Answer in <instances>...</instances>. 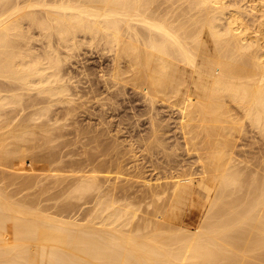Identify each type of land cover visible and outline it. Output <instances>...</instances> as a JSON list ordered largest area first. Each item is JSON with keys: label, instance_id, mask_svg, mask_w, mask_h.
<instances>
[{"label": "bare ground", "instance_id": "bare-ground-1", "mask_svg": "<svg viewBox=\"0 0 264 264\" xmlns=\"http://www.w3.org/2000/svg\"><path fill=\"white\" fill-rule=\"evenodd\" d=\"M130 91L169 181L79 119ZM234 130L264 137V0H0V264H264V178Z\"/></svg>", "mask_w": 264, "mask_h": 264}, {"label": "rangeland", "instance_id": "rangeland-1", "mask_svg": "<svg viewBox=\"0 0 264 264\" xmlns=\"http://www.w3.org/2000/svg\"><path fill=\"white\" fill-rule=\"evenodd\" d=\"M82 49H85V50L89 51V53H91L88 56L89 63L97 65L99 62L100 54L96 53V51L94 49V45L91 46L89 43H83L79 50H82ZM90 50H91V52H90ZM97 54H99V55H97ZM127 97H128L127 99H129V97H133V99H135V100H133V103H131L129 100H126V98H124V99L121 98L119 103L116 106L114 105V109H109V111L111 110L110 113L107 109L105 110L106 123L104 126L99 124V121L97 118L95 119V117H93V119L92 118L90 119V117H88V115H85L84 113L80 114L79 119L83 123V125H86V126L90 125L92 131H94L96 134L99 133V135H101V137H104L103 141H104V144H106V145H108V143L112 142L114 139H121L117 142L118 143L123 142V143H125L124 145L127 147L128 146L130 147L131 144H133L135 151L137 149V151L135 153L139 154L138 155L139 164H141L142 166L145 165V169H144L145 176H146V178H148V180L152 179V181H151L152 184L169 181L165 178H163L160 181L157 180L158 177L163 176V169L156 170L154 167H152V165L150 163V158L147 157L148 156L147 152H144L145 151L144 148L142 149L141 145L138 142L139 136L144 134L145 133L144 130H147V128L149 127V124H147L144 117H142V118L140 117L144 114V112H145L144 108L145 107H144V105L142 106V102L140 103V101L138 100V96H136L133 91H130V94ZM136 115H137V117L135 118ZM133 118H135V119H133ZM118 120H119V122H118ZM170 122L173 123L170 126V129L173 130L171 132V134H174V131H175L174 119L171 120ZM130 123H131V125H129ZM249 123L250 122L246 123L248 128L250 127L248 125ZM106 124H108V125L111 124L112 127L111 126L108 127ZM146 124L148 125V127L145 126ZM105 126H106V128H105ZM123 126L126 129H128L130 133L128 132V130L124 129ZM238 126H240V125H238ZM105 129L106 130L108 129L109 131L108 130L106 131ZM118 130H120V131H118ZM119 133H120V135H118ZM253 133H256V132H253ZM116 135H118L119 138ZM110 136H113V137L111 138ZM89 137H91V136H89ZM69 138L72 141V139H74L75 137L69 136ZM136 138H138V139H136ZM122 139H123V141H122ZM230 139H232V141L234 140L236 143L235 150H237L238 152H241L240 153L241 157H239V159L242 160L244 157L248 158L247 162L245 161V165H247V168L245 169V171L247 173H250L251 171H256V172H258L257 174L260 173L259 175H261V177L263 179L264 178V137L262 136V134L261 133L252 134V132L240 134L234 130L233 134L230 136ZM133 140L135 143L133 142ZM222 140L228 141V139H224V138H222ZM123 143H122V145H123ZM75 148L80 149L79 145L74 146V149ZM141 150H143V151H141ZM110 152H111V150H110ZM110 155H107L105 158L108 157L110 160H113L114 157L116 158L118 156L115 152H111ZM108 158H107V160H109ZM128 158H129V156H128ZM261 163H262V168H260ZM139 181H144V180L139 179ZM262 181H263V187H264V179ZM136 185L141 189V191L144 190V188H142L140 186V182ZM167 199H168L167 195H162V197L157 198V202L164 203L167 201ZM208 204L209 203L206 202L204 199L197 197L194 202L183 205L181 207V214H182L183 220H182V225H180V226L183 227L184 229L190 230L192 232L196 231V228L198 226H200L201 223L203 222V220L205 219Z\"/></svg>", "mask_w": 264, "mask_h": 264}]
</instances>
